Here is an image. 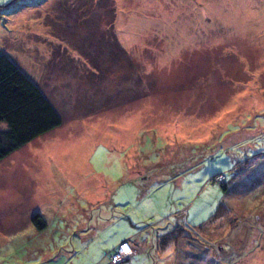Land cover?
I'll return each mask as SVG.
<instances>
[{"label": "rangeland", "instance_id": "rangeland-1", "mask_svg": "<svg viewBox=\"0 0 264 264\" xmlns=\"http://www.w3.org/2000/svg\"><path fill=\"white\" fill-rule=\"evenodd\" d=\"M0 54L62 121L0 162V264H264V0H0Z\"/></svg>", "mask_w": 264, "mask_h": 264}, {"label": "trees", "instance_id": "trees-1", "mask_svg": "<svg viewBox=\"0 0 264 264\" xmlns=\"http://www.w3.org/2000/svg\"><path fill=\"white\" fill-rule=\"evenodd\" d=\"M61 123L59 113L38 85L11 59L0 54V162ZM221 185L226 191L225 182ZM225 207L219 205L213 216ZM31 221L39 229L45 226L39 214L32 216ZM172 236L164 235V246L173 241Z\"/></svg>", "mask_w": 264, "mask_h": 264}, {"label": "built area", "instance_id": "built-area-1", "mask_svg": "<svg viewBox=\"0 0 264 264\" xmlns=\"http://www.w3.org/2000/svg\"><path fill=\"white\" fill-rule=\"evenodd\" d=\"M217 183H224L225 182V176L223 174H219L214 179ZM125 248L128 249V251H125ZM135 252V249L131 242L129 241H122L115 249L112 250V252L109 255V262L108 264H118L123 261H126L133 253Z\"/></svg>", "mask_w": 264, "mask_h": 264}, {"label": "crops", "instance_id": "crops-1", "mask_svg": "<svg viewBox=\"0 0 264 264\" xmlns=\"http://www.w3.org/2000/svg\"><path fill=\"white\" fill-rule=\"evenodd\" d=\"M22 148H20V149H18V150H16L15 152H13V153H17L19 150H21ZM9 157V156H8ZM8 157H6L5 158V160H7L8 159ZM5 161H3V163H4ZM3 163H1V164H3ZM14 163V162H13ZM13 163H12V165H13ZM5 164V163H4ZM12 165H10L9 167H11ZM9 167H6V168H9ZM5 169V168H4ZM1 170V169H0ZM127 241H129V242H131V244L133 245V247H134V249H135V252L132 254V255H134V254H136V253H139V252H143V251H145L144 249H146L144 246H142V245H140V242L138 241V240H135V239H133V238H129V239H126ZM126 240H124V241H126ZM130 258V257H129ZM128 258V259H129ZM127 259V260H128ZM108 264V263H107Z\"/></svg>", "mask_w": 264, "mask_h": 264}, {"label": "snow or ice", "instance_id": "snow-or-ice-1", "mask_svg": "<svg viewBox=\"0 0 264 264\" xmlns=\"http://www.w3.org/2000/svg\"><path fill=\"white\" fill-rule=\"evenodd\" d=\"M125 251H128V249H127V248H125Z\"/></svg>", "mask_w": 264, "mask_h": 264}]
</instances>
